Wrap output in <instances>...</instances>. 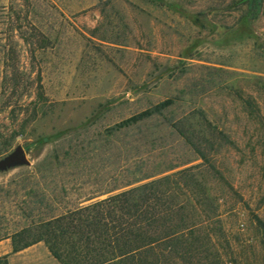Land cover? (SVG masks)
<instances>
[{
    "label": "rangeland",
    "instance_id": "rangeland-1",
    "mask_svg": "<svg viewBox=\"0 0 264 264\" xmlns=\"http://www.w3.org/2000/svg\"><path fill=\"white\" fill-rule=\"evenodd\" d=\"M238 1L0 0V159L31 161L0 172V264H60L13 253L40 196L61 215L186 170L195 250L168 264H264V4L249 38Z\"/></svg>",
    "mask_w": 264,
    "mask_h": 264
},
{
    "label": "trees",
    "instance_id": "trees-1",
    "mask_svg": "<svg viewBox=\"0 0 264 264\" xmlns=\"http://www.w3.org/2000/svg\"><path fill=\"white\" fill-rule=\"evenodd\" d=\"M263 4L264 0L236 3L246 9L241 23L249 38L255 36L252 24ZM49 141L50 138L42 140ZM187 173L188 170L61 215H54L42 195L34 208L26 206V225L11 236L13 253L43 242L60 264L176 263L195 250L196 225H187L185 207L179 202L182 189L192 184L193 179L186 180ZM176 176H181L180 180H174ZM44 207L51 209L49 213H44ZM3 264H9L7 259Z\"/></svg>",
    "mask_w": 264,
    "mask_h": 264
},
{
    "label": "water",
    "instance_id": "water-1",
    "mask_svg": "<svg viewBox=\"0 0 264 264\" xmlns=\"http://www.w3.org/2000/svg\"><path fill=\"white\" fill-rule=\"evenodd\" d=\"M30 165L31 161L24 147L18 146L13 152L0 159V172H6Z\"/></svg>",
    "mask_w": 264,
    "mask_h": 264
}]
</instances>
